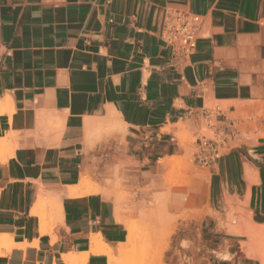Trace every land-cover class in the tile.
Wrapping results in <instances>:
<instances>
[{
	"label": "crops",
	"instance_id": "obj_1",
	"mask_svg": "<svg viewBox=\"0 0 264 264\" xmlns=\"http://www.w3.org/2000/svg\"><path fill=\"white\" fill-rule=\"evenodd\" d=\"M166 8L201 17L189 56L162 37ZM262 98L264 0H0V235L12 245L0 247V264H65L67 254L108 264L90 251L95 238L117 254L127 229L113 199L64 195L102 141L93 133L174 140L208 116L207 101L230 112ZM242 167L235 155L220 164L235 195ZM38 200L59 204L50 233L30 213Z\"/></svg>",
	"mask_w": 264,
	"mask_h": 264
},
{
	"label": "rangeland",
	"instance_id": "obj_2",
	"mask_svg": "<svg viewBox=\"0 0 264 264\" xmlns=\"http://www.w3.org/2000/svg\"><path fill=\"white\" fill-rule=\"evenodd\" d=\"M205 107L212 126L207 118L199 126L182 123L174 140L109 141L105 139L110 131L105 129L91 135L102 141L88 147L80 186L112 198L117 220L126 226L130 241L120 244L116 255L111 252L115 264H264V153L259 155L264 98L234 102L230 112L215 101H207ZM218 111L225 114L216 115ZM216 134L228 137L226 146L218 159L202 166L196 158L198 139ZM229 155L238 157L242 168L257 170L253 183L243 171L238 174L242 190L236 195L223 184L225 173L220 169ZM255 184L261 189H249ZM195 194L200 199L192 202ZM45 206L51 227L60 216L59 204ZM230 244L233 256L221 260L217 254Z\"/></svg>",
	"mask_w": 264,
	"mask_h": 264
},
{
	"label": "built area",
	"instance_id": "obj_3",
	"mask_svg": "<svg viewBox=\"0 0 264 264\" xmlns=\"http://www.w3.org/2000/svg\"><path fill=\"white\" fill-rule=\"evenodd\" d=\"M200 24L201 17L198 14L183 9L166 8L163 13L162 37L179 54L189 56L196 48ZM210 114L208 111V116ZM216 115L221 114L218 111ZM208 116L207 125L212 126ZM220 131L223 134L224 129ZM227 141L226 135L216 134L213 138L203 135L198 139V162L202 166L214 162L221 156V149L226 146Z\"/></svg>",
	"mask_w": 264,
	"mask_h": 264
},
{
	"label": "bare ground",
	"instance_id": "obj_4",
	"mask_svg": "<svg viewBox=\"0 0 264 264\" xmlns=\"http://www.w3.org/2000/svg\"><path fill=\"white\" fill-rule=\"evenodd\" d=\"M0 111H1V109H0ZM0 153L1 152H3V144H4V140H1L0 141ZM248 164V163H247ZM251 166V165H250ZM244 176H245V178H246V180H248V181H250V182H252V181H254V180H256L257 179V171L256 170H254V169H252V168H250L248 165H245V168H244ZM84 181V179L83 178H81V180H80V182H79V184L78 185H76V186H68V187H66V191H65V193H64V195H66L67 196V198L68 197H77L79 194H81L82 193V195H89V193L90 194H92V193H94L95 192V189H89L88 191L87 190H85V189H83L80 185H82V182ZM83 190V191H82ZM79 197V196H78ZM77 197V198H78ZM60 200V199H59ZM61 201V200H60ZM60 201H57L58 203H60ZM49 208V207H48ZM48 208H46V206H45V202L43 201V200H38L37 201V203L31 208V211H30V213L31 214H33V215H36L38 218H39V222H40V225H41V233H47V232H49V230L51 229V227H49L48 226V223H47V210H48ZM47 231V232H46ZM50 232H51V230H50ZM49 232V233H50ZM52 236V235H51ZM5 238H7V239H9L10 237L9 236H7V237H4L3 235L1 236L0 235V245L3 243V245H1L0 247H8L9 245H11V244H8V243H11L10 241L8 242H6L7 244H8V246H7V244L4 242V240H5ZM6 239V240H7ZM128 240H129V237H127L126 236V238H125V241L121 244V245H123L124 243L126 244L127 242H128ZM130 241V240H129ZM4 243H5V245H4ZM129 244V243H128ZM20 245V244H19ZM23 245V244H22ZM127 245V244H126ZM12 246V245H11ZM24 246V245H23ZM22 246V247H23ZM91 246V249H90V251L92 252V253H101V252H105V253H107V255H108V264H115V259L113 258V256L111 255V249L110 248H108V246H106L99 238H95V240H93V244L92 245H90ZM16 247V246H15ZM126 247V246H125ZM123 249V248H122ZM6 250H9V247H8V249H6ZM120 251H122V250H120ZM99 253V254H100ZM233 253H234V248H233V244H230V245H227V246H225L223 249H222V251L221 252H219L218 254H217V256L221 259V260H228V259H230L232 256H233ZM87 256H88V254H87ZM86 256V257H87ZM63 261H64V263L65 264H76V263H79L80 261H83V258H78V257H76L75 255L74 256H72V255H64L63 256ZM82 263V262H81ZM80 263V264H81ZM85 263V262H84ZM83 263V264H84Z\"/></svg>",
	"mask_w": 264,
	"mask_h": 264
}]
</instances>
